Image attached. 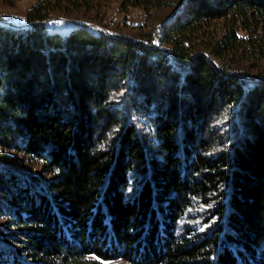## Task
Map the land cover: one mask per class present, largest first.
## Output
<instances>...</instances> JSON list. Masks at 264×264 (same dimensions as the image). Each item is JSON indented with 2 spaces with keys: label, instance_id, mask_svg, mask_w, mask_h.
Returning a JSON list of instances; mask_svg holds the SVG:
<instances>
[{
  "label": "trees",
  "instance_id": "16d2710c",
  "mask_svg": "<svg viewBox=\"0 0 264 264\" xmlns=\"http://www.w3.org/2000/svg\"><path fill=\"white\" fill-rule=\"evenodd\" d=\"M128 6L0 22V264H264V0Z\"/></svg>",
  "mask_w": 264,
  "mask_h": 264
},
{
  "label": "rangeland",
  "instance_id": "374dc122",
  "mask_svg": "<svg viewBox=\"0 0 264 264\" xmlns=\"http://www.w3.org/2000/svg\"><path fill=\"white\" fill-rule=\"evenodd\" d=\"M34 2V0H15L13 4H3L0 3V20H7L11 23H24L25 10ZM120 0H104V21L107 26L119 25L121 17L126 15V18L129 22H142L146 25L148 22H157L158 14L165 13L167 11L166 8H162L161 10H155L150 12L149 17L146 18V12L138 7L128 6L126 8V12L119 11L117 9ZM156 14V16H155ZM79 22L65 16L63 14L59 15H51L49 19L45 21V26L50 31H58L60 33L66 32L74 23ZM92 22V21H85ZM93 23V22H92ZM95 24V23H94ZM104 28V27H103ZM106 29V28H105ZM123 31H126V27H121ZM11 161H14L19 167L25 169L26 171L36 173L38 171L37 163L27 156L20 153H12L10 155ZM3 219L0 220V223ZM181 229V228H180ZM179 229V230H180ZM182 232V230H180ZM14 235L18 236L17 233Z\"/></svg>",
  "mask_w": 264,
  "mask_h": 264
},
{
  "label": "water",
  "instance_id": "95a60500",
  "mask_svg": "<svg viewBox=\"0 0 264 264\" xmlns=\"http://www.w3.org/2000/svg\"><path fill=\"white\" fill-rule=\"evenodd\" d=\"M46 21V20H45ZM0 22L4 23V24H7V25H11V26H22V25H25L26 23H11L7 20H0ZM74 24L76 25H84V26H91L93 29H95V31L97 32H103V33H110L107 29H102L100 27H98L96 24L92 23V22H85V23H82V22H74L72 21ZM114 35V34H112ZM163 50H166L165 48L162 47Z\"/></svg>",
  "mask_w": 264,
  "mask_h": 264
}]
</instances>
